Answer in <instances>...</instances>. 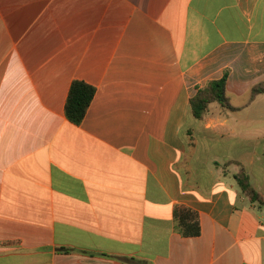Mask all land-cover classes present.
Listing matches in <instances>:
<instances>
[{
	"label": "crops",
	"instance_id": "obj_1",
	"mask_svg": "<svg viewBox=\"0 0 264 264\" xmlns=\"http://www.w3.org/2000/svg\"><path fill=\"white\" fill-rule=\"evenodd\" d=\"M226 70L230 107L196 119ZM75 81L96 89L79 125ZM261 83L264 0H0V264H264L235 179L264 199Z\"/></svg>",
	"mask_w": 264,
	"mask_h": 264
},
{
	"label": "trees",
	"instance_id": "obj_2",
	"mask_svg": "<svg viewBox=\"0 0 264 264\" xmlns=\"http://www.w3.org/2000/svg\"><path fill=\"white\" fill-rule=\"evenodd\" d=\"M229 71L226 70L222 78L208 82L204 87L197 89V94L191 100L190 105L192 113L196 119L202 120L213 103H218L223 107L229 108V100L226 93ZM264 93V83L255 86L252 89V97ZM96 89L83 82L75 81L69 91L66 104V116L74 124H81L84 120L92 101L94 100ZM235 179L242 193L247 196L252 203L259 207L264 205V199L253 188L250 182V176L245 169L235 175ZM174 219L176 230L186 238L198 237L201 234L199 215L194 210L177 206L174 209ZM69 252L70 250L64 249Z\"/></svg>",
	"mask_w": 264,
	"mask_h": 264
}]
</instances>
